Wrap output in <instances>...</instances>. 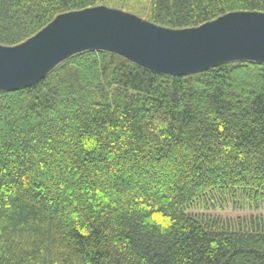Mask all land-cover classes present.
Instances as JSON below:
<instances>
[{
    "label": "trees",
    "instance_id": "trees-1",
    "mask_svg": "<svg viewBox=\"0 0 264 264\" xmlns=\"http://www.w3.org/2000/svg\"><path fill=\"white\" fill-rule=\"evenodd\" d=\"M98 5L174 29L264 12V0H0V44ZM217 199L264 210V62L172 75L86 50L0 90V264H264L263 215L192 213Z\"/></svg>",
    "mask_w": 264,
    "mask_h": 264
},
{
    "label": "water",
    "instance_id": "water-1",
    "mask_svg": "<svg viewBox=\"0 0 264 264\" xmlns=\"http://www.w3.org/2000/svg\"><path fill=\"white\" fill-rule=\"evenodd\" d=\"M86 50L114 52L172 75L193 74L233 60L264 62V12H229L183 29L160 26L107 5L60 13L27 40L0 44V90L32 85Z\"/></svg>",
    "mask_w": 264,
    "mask_h": 264
},
{
    "label": "rangeland",
    "instance_id": "rangeland-1",
    "mask_svg": "<svg viewBox=\"0 0 264 264\" xmlns=\"http://www.w3.org/2000/svg\"><path fill=\"white\" fill-rule=\"evenodd\" d=\"M124 3H129L130 7L137 6L140 8L146 7L148 9V6L150 4V0H123ZM113 7V6H110ZM119 8V7H114ZM121 9V8H120ZM125 11L130 12V8L128 6H124L122 8ZM240 201V200H239ZM193 214H207L211 216H218L222 219H237L239 217L241 218H249L251 216L258 217L263 215L264 216V210L255 211L252 208H249V206L245 205L243 202H230L229 200H220L217 199L216 206L210 210H204V209H196L192 211Z\"/></svg>",
    "mask_w": 264,
    "mask_h": 264
}]
</instances>
